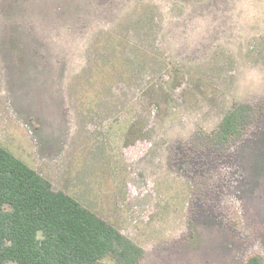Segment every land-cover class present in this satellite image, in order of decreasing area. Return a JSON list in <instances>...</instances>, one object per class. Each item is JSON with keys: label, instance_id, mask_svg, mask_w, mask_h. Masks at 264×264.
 Wrapping results in <instances>:
<instances>
[{"label": "rangeland", "instance_id": "rangeland-1", "mask_svg": "<svg viewBox=\"0 0 264 264\" xmlns=\"http://www.w3.org/2000/svg\"><path fill=\"white\" fill-rule=\"evenodd\" d=\"M0 145L137 264H264V0H0Z\"/></svg>", "mask_w": 264, "mask_h": 264}, {"label": "trees", "instance_id": "trees-1", "mask_svg": "<svg viewBox=\"0 0 264 264\" xmlns=\"http://www.w3.org/2000/svg\"><path fill=\"white\" fill-rule=\"evenodd\" d=\"M253 105L235 101L210 133L216 150L254 120ZM7 207V208H6ZM144 250L118 228L0 145V264H137ZM247 264H259L258 256Z\"/></svg>", "mask_w": 264, "mask_h": 264}]
</instances>
